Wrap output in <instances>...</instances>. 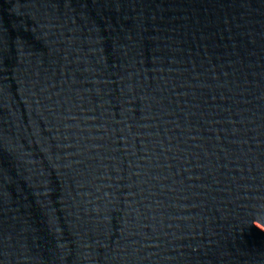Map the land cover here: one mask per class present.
Instances as JSON below:
<instances>
[{"label": "water", "instance_id": "obj_1", "mask_svg": "<svg viewBox=\"0 0 264 264\" xmlns=\"http://www.w3.org/2000/svg\"><path fill=\"white\" fill-rule=\"evenodd\" d=\"M0 264H264V0H0Z\"/></svg>", "mask_w": 264, "mask_h": 264}]
</instances>
